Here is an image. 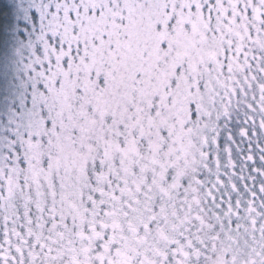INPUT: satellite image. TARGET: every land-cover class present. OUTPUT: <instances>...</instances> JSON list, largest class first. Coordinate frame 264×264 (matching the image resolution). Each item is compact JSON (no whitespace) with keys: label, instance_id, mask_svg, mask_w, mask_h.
Masks as SVG:
<instances>
[{"label":"snow or ice","instance_id":"obj_1","mask_svg":"<svg viewBox=\"0 0 264 264\" xmlns=\"http://www.w3.org/2000/svg\"><path fill=\"white\" fill-rule=\"evenodd\" d=\"M0 264H264V0H0Z\"/></svg>","mask_w":264,"mask_h":264}]
</instances>
